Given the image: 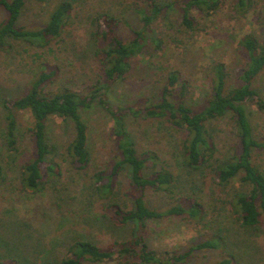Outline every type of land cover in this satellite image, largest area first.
<instances>
[{
	"label": "trees",
	"instance_id": "16d2710c",
	"mask_svg": "<svg viewBox=\"0 0 264 264\" xmlns=\"http://www.w3.org/2000/svg\"><path fill=\"white\" fill-rule=\"evenodd\" d=\"M36 1L42 5L43 17L31 26L22 23L28 0H0V8L6 13L0 21V53L13 56L23 68L14 74V84H18L19 75L27 79L20 91L18 87H0L4 120L1 144L12 151L4 163L14 162L12 155L19 153V190L37 195L61 182L65 171L61 161L67 160L71 170L89 176L84 182L91 191L89 205L99 213L93 221L99 219L101 226L128 227L130 233L123 239L102 243L85 231H77L87 229L89 221L81 227L73 225L74 233L70 226L68 239L54 244L61 249L55 264L113 260L118 264H198L196 257L202 253L201 264H244L245 251L239 247L243 240L232 241V234H226L229 230L216 227L214 222L219 213L216 210L225 209L226 218L249 237H259L264 229V131L252 119L255 113H264V94L259 84L264 74V12L256 1L140 0L130 6L138 25L129 28L128 36L121 33L122 23L127 21L111 8L91 10L86 18L93 76L82 81L80 87L56 82L60 77L57 60L67 30L78 17L80 0ZM224 9L228 10L229 21L251 17L262 33L244 30L235 37L237 62L222 58L210 61L203 70L206 87L199 100L192 99L193 82L157 58L156 51L163 48L164 36L172 27L169 13L178 14L177 31L183 38L178 42H183L204 30L201 17L210 18ZM159 20L166 24L156 34L153 27ZM17 41L29 46L15 44ZM137 59L153 66L148 67L155 91L120 103V98L113 96L114 87L128 80ZM97 104L113 122L108 133L111 145L99 162L94 161L88 123ZM22 113L28 115L29 122L20 118ZM55 116L71 133L63 151L49 135L50 120ZM132 118L147 121L158 133L171 136L174 143L168 159L159 149L137 145L129 127ZM223 121L226 139L221 135L223 129L217 130ZM4 163L0 161V182L5 177ZM182 174L200 185V190L212 184L214 190L215 185L222 191L231 187L232 193L215 197L222 205L214 210L208 200L193 193L192 186H182ZM150 191L161 194L159 206L148 204ZM172 217L193 223L197 234L187 247H153L149 224ZM67 220L61 216L55 221L56 227H68ZM26 263L9 253L0 255V264Z\"/></svg>",
	"mask_w": 264,
	"mask_h": 264
},
{
	"label": "rangeland",
	"instance_id": "374dc122",
	"mask_svg": "<svg viewBox=\"0 0 264 264\" xmlns=\"http://www.w3.org/2000/svg\"><path fill=\"white\" fill-rule=\"evenodd\" d=\"M258 7L264 12V0H255ZM139 4L140 0H80V11L78 17L72 21V26L67 30L65 40L62 44L63 51L57 62L60 65V77L57 83H70L76 87H80L82 81H86L93 76L94 62L92 61V50L90 47L91 35L86 15L91 10H99L101 7L111 8L113 13L119 14L125 21L122 23L121 33L125 36L129 35V28L138 25L135 14L130 6ZM259 3V4H258ZM42 5L36 0H28L26 10L22 15V23L26 25H37L42 19ZM177 12H170L168 21L172 27L168 30V35L164 36L163 48L158 49L156 54L161 60L167 61V65L179 69L182 74L188 77L193 83L194 89L191 94L192 99L199 100L203 93L204 78L203 70L214 58L227 59L231 62H237L235 57L236 39L242 31L255 30L259 34L262 33L260 25L258 26L252 18H244L237 22L229 21L228 10L217 12L210 18L201 17L204 30L197 36L178 42L183 39L177 31L178 23L176 21ZM6 16V13L0 8V21ZM166 24L161 20L154 24L155 33L159 32ZM155 34V36H156ZM177 39V41L175 40ZM20 43L21 46H29L24 41L14 42ZM17 56V54H14ZM18 60L5 52L0 53V87L3 89L18 90L25 85L26 78L21 77L18 84H14V74L23 68L18 67ZM153 62V61H152ZM135 71L125 82L117 84L113 90V96L120 98V103L130 101L141 95L152 94L155 86L152 82V71L147 62L140 59L135 60ZM153 67V66H152ZM21 69V70H20ZM262 86V94H264V74L259 80ZM113 99V98H112ZM26 123L30 120L25 113L20 114ZM255 126L259 130L264 131V113H255L252 116ZM90 143L93 151L95 162H99L104 158V153L108 150L111 142L108 133L112 130L113 122L110 116L102 108L100 104L94 106L92 112L88 116ZM130 130L135 138L137 145L140 147H153L162 151L165 158L168 159L169 153L172 152L173 140L170 135L158 133L152 127L151 123L140 119L132 118L130 120ZM4 128L3 110L0 108V132ZM24 129V127H22ZM226 123L223 121L217 130L224 135ZM65 128L63 120L55 116L50 120L49 135L51 140L59 145L60 151L66 150L65 146L70 139L71 133ZM227 134V131H226ZM224 139H226L223 136ZM21 150L24 149L22 142L19 144ZM12 151L3 148L0 136V161L5 162V157H9ZM15 161L6 165L5 177L0 182V255L7 253L18 256L25 260L26 264H55L58 251L61 249L54 246L56 242L66 241L67 235H71L73 225L81 227L84 221H89L87 229L78 230L88 235L108 243L114 238L123 239L128 237L129 229H121L113 224L101 226L93 219L96 216L95 209L89 205L91 191L85 186L84 182L89 176H82L70 169L67 160L62 159L64 175L61 182L57 183L55 188H50L42 193L22 194L19 190V169L20 157L19 153L12 155ZM92 171V170H91ZM189 177L182 174L180 181L185 189H192L193 193L204 200H208L212 209H216L222 205L215 197H225V193H232L231 187L222 191L215 185H205L200 190L196 182L188 181ZM192 183V184H191ZM238 187V182H234ZM128 186V183H126ZM234 185V184H233ZM232 186V185H231ZM181 189H184V188ZM160 193L150 191L147 194V202L151 206H159L162 203ZM60 203L61 206L58 205ZM208 203V204H209ZM215 216V226L228 229L226 232L232 234V241H240V250L245 251L244 264H264V229L259 231V237H249L243 233V229L239 228L234 221L226 218L227 211L225 209L219 211ZM99 214V213H97ZM220 214V215H219ZM219 215V216H218ZM61 216H65L68 220L66 228L56 227L55 221ZM218 216V217H217ZM51 217V219H48ZM88 217V218H87ZM71 226V227H70ZM75 226V227H76ZM70 227L71 232H68ZM194 224L186 219L172 217L168 221L149 224V242L157 249H174L177 247H187L190 240L197 234L194 231ZM215 227V228H216ZM127 230V231H126ZM74 233V232H73ZM225 234V231H224ZM61 236V237H60ZM60 238V239H59ZM253 249L252 252L250 249ZM209 253L208 256H211ZM204 254L196 257V263L201 264L204 260ZM98 264H118L117 261H107Z\"/></svg>",
	"mask_w": 264,
	"mask_h": 264
}]
</instances>
